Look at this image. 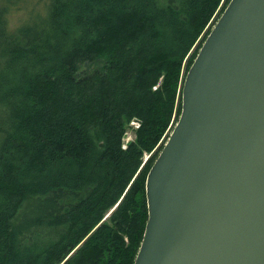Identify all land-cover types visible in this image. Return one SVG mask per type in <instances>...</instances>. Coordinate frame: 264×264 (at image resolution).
<instances>
[{
	"label": "trees",
	"instance_id": "obj_1",
	"mask_svg": "<svg viewBox=\"0 0 264 264\" xmlns=\"http://www.w3.org/2000/svg\"><path fill=\"white\" fill-rule=\"evenodd\" d=\"M21 1L0 0V264H134L147 174L229 0H36L12 23Z\"/></svg>",
	"mask_w": 264,
	"mask_h": 264
},
{
	"label": "water",
	"instance_id": "obj_2",
	"mask_svg": "<svg viewBox=\"0 0 264 264\" xmlns=\"http://www.w3.org/2000/svg\"><path fill=\"white\" fill-rule=\"evenodd\" d=\"M146 196L134 264H264V0H229L207 34Z\"/></svg>",
	"mask_w": 264,
	"mask_h": 264
},
{
	"label": "rangeland",
	"instance_id": "obj_3",
	"mask_svg": "<svg viewBox=\"0 0 264 264\" xmlns=\"http://www.w3.org/2000/svg\"><path fill=\"white\" fill-rule=\"evenodd\" d=\"M27 2L29 4L25 3V1L23 2V0H22L21 4L19 3V4H14L13 5L12 9L14 11L9 15L12 23L17 22L21 18H24L26 16V14H27L26 12H28V13H30V15H32V14L35 13V12L31 13L33 10H37L36 12H38L42 8V4H39V2L36 3V0H29ZM35 3L37 4L36 6L33 5ZM216 18H218V17H216ZM216 18H215V20H216ZM212 27H213V24H212ZM95 67H97L96 64H86L84 66L83 70H93ZM132 122H134V121L132 120L131 122H129L126 125V132L128 133V136H127V138L123 139L124 140V145H128L129 141L132 142V141H134L136 139V136H137L136 130L139 127L136 126L137 124H133ZM167 139H168V135L164 137V139L162 140L161 144L164 145L165 142L167 141ZM158 147H160V146H158ZM155 149L151 153L147 152V153L144 154V162L147 161V159L154 153ZM112 211H113V209L109 213H107V216L110 215V213Z\"/></svg>",
	"mask_w": 264,
	"mask_h": 264
},
{
	"label": "built area",
	"instance_id": "obj_4",
	"mask_svg": "<svg viewBox=\"0 0 264 264\" xmlns=\"http://www.w3.org/2000/svg\"><path fill=\"white\" fill-rule=\"evenodd\" d=\"M134 122H132L133 124H137L136 126L139 127L140 126V122L137 119H133ZM137 121V122H136Z\"/></svg>",
	"mask_w": 264,
	"mask_h": 264
},
{
	"label": "bare ground",
	"instance_id": "obj_5",
	"mask_svg": "<svg viewBox=\"0 0 264 264\" xmlns=\"http://www.w3.org/2000/svg\"><path fill=\"white\" fill-rule=\"evenodd\" d=\"M13 1V0H12ZM5 10V9H4Z\"/></svg>",
	"mask_w": 264,
	"mask_h": 264
}]
</instances>
